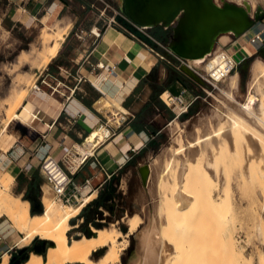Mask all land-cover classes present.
Segmentation results:
<instances>
[{
  "label": "rangeland",
  "instance_id": "1",
  "mask_svg": "<svg viewBox=\"0 0 264 264\" xmlns=\"http://www.w3.org/2000/svg\"><path fill=\"white\" fill-rule=\"evenodd\" d=\"M81 1H85L91 7L87 11H82L79 16L81 11L75 5L79 6L80 3L77 0H73V10L79 19L82 17V20H89V18L95 20L98 16H102L109 20L110 17L115 16L122 20H128L121 10L119 0ZM231 1L238 3L235 0ZM246 1L251 2L253 10H256L258 6H263L260 1L255 6L253 5L254 0ZM50 3V0L44 1V8L38 15L34 16L32 25L28 26L25 18L27 13H24V8L19 6L20 4L17 0H0V133L5 134L0 139V146L7 138V129L13 119V112L16 111L18 115L23 113V105L18 109L16 104L25 95L27 89L28 94L23 102L24 104L29 102L30 98L37 93V88L46 87V85H42V80H38L40 73L44 72L45 68L50 64L45 66V58L43 59V57H47L51 53L49 49L62 38L52 36V40L48 43L42 40L41 35L44 32L52 35L59 32L58 28L60 25H54L58 22V19L54 16L47 23L43 22L44 18L49 17L47 7ZM20 15L24 17L17 20ZM59 19L61 20L62 18ZM263 20L264 17L256 24L262 23ZM115 22L117 26L122 28L117 19ZM76 28L80 29L79 24ZM146 33L157 41L165 37L166 42L162 45L172 52L169 48L173 35L172 27L158 26L146 29ZM225 38H228L230 43L227 46H222V40ZM232 38L233 36L229 35L222 36L219 39V43L216 44L214 54L208 58L206 64L195 68V72L207 75L217 68L226 69L225 65L228 62L233 64L237 62L236 71L228 73L227 78L222 83L215 84V88L204 82L201 77L199 78L189 68V61L181 58L185 62L183 67L188 68L198 79L188 74V70L184 73L186 75H183L184 82L189 87V92L192 95L189 103L179 104L175 100L174 102L171 101V105H168L161 97L159 98L164 110L163 120L166 117L169 118L172 114L174 116L177 115L179 113V110L176 109L177 106H189L184 115L177 118L166 129L156 148L145 157V162L140 160L142 165L148 164L151 167V176L147 185H143L139 169L134 164L123 170L120 176L116 177L118 181L115 187L114 202L111 204L112 212L101 207L99 213L102 215H94L93 213L97 208L92 203V205L94 204L92 209L89 208L85 214L81 212L79 218L71 222L74 226L79 224V227L71 233L72 236L77 238L78 235L86 233L90 227L102 228L111 225H115L123 233H127V224L122 220L134 215H139L143 218L144 223L140 229L143 230L151 225L150 222L154 219L155 212L158 213V207L161 204L163 206L162 210L160 209V217L163 225L169 230V213L178 203L176 199H168L166 194L170 195L175 187L176 170L181 163L179 159L185 157L188 146L192 143V147L200 151L199 161L211 173L213 179L217 181L219 190L229 187L228 192L231 191L228 194V206L216 209L211 204L214 193L217 194L219 192L215 191V184H213L214 190L213 186L204 189L197 183L190 186L192 199L197 204L195 220L199 222V227L194 229L192 239L195 241L193 253L195 252L198 256L192 260H184L180 264H264L260 260L261 254L264 252V170L262 171L264 169V161H262L263 159L260 161L254 159L264 152V130L260 127L261 134L256 136L260 137L259 139L263 142L261 144L263 150L260 154L255 150L253 152L252 148H249L245 130L243 131L244 134L240 132L236 135L234 144L228 142V138L224 136L226 129H228V118L226 117H229L228 114L232 115L229 113V111H232L228 102H231V99L228 98L229 95L239 104L245 103L250 94L257 96L260 103L263 102L264 96L258 90L253 73L257 64L264 65V57L262 54L257 53L251 59H248L247 63L239 64L238 61L242 58V55L239 54L236 56L237 61H233L232 57L235 55L229 50L233 44L231 43ZM77 40L76 37H71L68 46H71V49L76 47L78 45ZM153 44L155 47L156 44ZM158 49L159 46H156V50ZM234 50L236 51V49ZM174 60L172 55L163 61L159 59L160 65L157 67L153 79L157 81L160 79L159 77L162 78L163 69L166 65L169 66V68H166L170 71L167 75L165 74L164 78L168 77V79H164L161 82L163 84L162 87L160 86L161 89L167 87L168 82H170V75L173 71L171 68L176 65L175 61H177ZM38 63L41 64L39 65ZM163 120H160V123H165ZM17 122L14 121L15 124ZM217 140L219 142L222 141L218 148L214 144ZM252 152V155L256 153V156L250 158ZM263 154H261L262 158ZM247 159L251 160L248 161ZM160 179L162 180V187L159 189ZM15 181L12 176H9L8 172L0 169L1 187L6 189L16 199L22 198L26 200L22 185L19 186ZM52 193L56 201L61 202L56 198L53 189ZM84 198L82 197L79 201ZM61 203L68 204L65 202ZM35 214L38 213L35 212ZM87 219H90V222ZM6 222V220L0 222V246H2L0 260L3 254L8 253L10 254L9 264H22L31 251L35 249L33 248L34 244L42 245V242L40 239H36L30 247L19 248L17 242L20 239V235L15 232L6 234L5 231L9 229V225ZM226 239H228L227 247L224 244ZM232 240L237 247L233 248L231 246ZM137 245L136 236H130L129 247L122 255V264H130L132 262L137 253ZM13 259L14 262H12Z\"/></svg>",
  "mask_w": 264,
  "mask_h": 264
},
{
  "label": "crops",
  "instance_id": "2",
  "mask_svg": "<svg viewBox=\"0 0 264 264\" xmlns=\"http://www.w3.org/2000/svg\"><path fill=\"white\" fill-rule=\"evenodd\" d=\"M17 1L27 13L26 24L31 26L34 16L44 8L45 0ZM50 1L47 7L50 18H44L43 22L47 23L54 16L58 19L54 25H60L58 30L62 27L68 33L58 42L61 44L58 55L38 76L46 87L37 88V93L24 104L27 89L19 105H23V113H16L14 121L18 122L10 123L7 138L0 146V169L8 172L19 186L22 185L24 196L30 187H35L37 207L29 201L31 211L36 213L39 203L43 206V188H52L41 170L44 158L51 157L64 163L72 156L75 170L80 162L76 159L79 155H91L88 162L73 175L67 198L68 204L77 205L82 197L95 196L92 204L104 187L118 178L123 170L132 164L138 169L144 166L140 160L145 162V157L156 148L166 129L184 115L189 106H177L179 113L163 120L164 110L159 98L169 93L179 104L189 103L192 98L184 82L185 70L175 60L176 65L171 69L182 79L168 82L167 87L160 88L163 85L161 82L168 79L164 76L170 72L166 68L169 66L164 67L162 78L153 79L160 65L159 58L148 48V45L152 46L148 34L132 22L115 16L109 20L102 16L95 20H82L73 10V0ZM77 1L80 5L75 7L80 9V16L91 6L85 1ZM22 17L18 16L17 20ZM113 18L120 22L122 28L114 23L109 25ZM78 24L80 29L76 28ZM94 28L102 29L98 40L90 33ZM71 37L78 39V45L72 49L68 46ZM242 41V38L233 37L229 49L236 56L242 55L239 64L247 63L257 53L264 57V46L247 54L248 46L244 47ZM99 63H104L108 73L113 70L114 75L108 76L105 70L97 69ZM103 100L112 106L113 112ZM160 120L165 123H160ZM100 126L110 127L112 138L99 142L97 137L96 143L90 142L94 131H106ZM86 180H89L88 186L85 185Z\"/></svg>",
  "mask_w": 264,
  "mask_h": 264
},
{
  "label": "bare ground",
  "instance_id": "3",
  "mask_svg": "<svg viewBox=\"0 0 264 264\" xmlns=\"http://www.w3.org/2000/svg\"><path fill=\"white\" fill-rule=\"evenodd\" d=\"M215 1L219 6L223 1L233 3L231 0H219V2H217V0ZM235 1L242 4L233 3L234 6L244 10L250 16V18L259 17L264 12V0L253 1L254 6L258 1H260L263 5L258 6L256 10H253L252 4L251 2L249 3V1ZM119 3L120 7L123 10H125L126 12H130L133 0H119ZM61 28L59 29V32L54 33L55 35L45 32L43 34L41 33L42 40L48 43L52 40V36H57V38H60L68 33V31ZM43 30L45 31V29ZM226 35L232 36L230 35V33L221 35L217 39V44L219 43V39L222 36ZM229 43L230 40L228 38H225L222 40L221 45L227 46ZM247 46L252 47L249 44H247L246 47ZM60 47L61 44L56 43L49 49L51 53L49 55L47 53L48 56L43 57V59L45 58V66L48 65L53 60V58L58 55ZM248 47L246 49L247 54H252L255 49ZM215 49L216 45L209 53L203 56L187 57L186 60L189 61V67L195 70L197 66L204 65L207 62L208 58H210L214 54ZM232 60L237 61L236 55L232 57ZM227 65L229 69L234 64L228 62L225 66ZM104 72L108 76L110 75L106 71V68ZM253 74L258 90L264 96V65L260 63L257 64L255 66ZM224 80H219L217 84L222 83ZM13 94L12 96H14ZM25 96L26 93L17 102V108L20 107L19 105L21 104ZM169 97L170 94L165 93L162 96V100L165 101L166 104L171 105V101L174 102V100H169ZM228 98L231 99V102H228L232 109V111H229V113H231L232 115L230 116L228 114L229 117H226L228 118V129H226V133L224 136L228 138V142L234 144L236 135L240 132L242 134H244L245 132L247 134L246 138L248 139H246V141L248 140L249 148H252V151L255 150L260 154L264 148H262L261 146L263 142H261V140L259 139L260 137L258 138L256 136H260L261 128H263L264 130V98L263 102L260 103L257 96L250 94L247 97V101L243 104L237 103V101L231 98L230 95ZM104 105L110 110L113 109L108 102L104 101ZM12 110L14 111V109ZM107 111L109 112V110ZM15 118L16 111L13 112V119L10 122H13ZM249 131L252 132L249 133ZM105 134H107L106 131L98 129L97 131H94L89 141L96 143L95 139L99 137L100 141H97L102 142L104 140ZM3 135L5 134L0 133V139ZM221 143L222 141L219 142L217 140L214 144L218 148L220 147ZM91 149L92 147L90 148V150ZM253 152L250 155H252ZM261 154L254 159H258V161L263 159L262 161H264V156L262 158ZM255 156L256 153L250 158H253ZM258 157L261 158L259 159ZM179 160L181 161V163L176 170L175 187L172 189L170 195L168 193L166 194V197L168 199H176L178 203L173 207L172 210H170L169 230L166 226L163 225L160 217V209L162 210L163 206L161 204L158 207V213L155 212L154 219L150 222L151 225L148 228L146 227L145 229L140 230L142 228V224L144 223L143 218L139 215H134L122 220L127 224V233H123L115 225H111L109 227L105 226L102 228L90 227V229L86 233L80 234L78 236L76 235V238L75 236H72L71 233L79 227V224L77 226H74L71 224V222L79 218L83 209L86 208L92 200H94L93 197L95 196H90L89 198L85 197L84 199L79 201L77 205L62 204L61 202L56 201V199L52 195V188L47 186L43 188L44 192L42 194V204L44 207V212L42 214H32L31 203L29 202V200H25L22 198L16 199L6 189L1 187L0 184V222L4 220L7 221L6 223L7 225H9V229L5 231L6 234L15 232L20 235V239L17 242V246L19 248H28L36 239L41 240L42 245L40 247H36L33 251H31L28 258L23 261L22 264H122V255L129 247L130 236H136L138 240L136 251L137 253L130 264H180L184 260H192L194 257L198 256L195 252L193 253V249L195 248V241H193L192 239V233L195 231V228L199 227V222H196L195 220V217L197 215V204L195 200L192 199L190 186L197 183L204 189H208L209 186H213L214 190L213 184H215V191L219 192L217 194L214 193V196L211 199V204L213 205V208L216 209H220L222 207L226 208L228 206V194L231 190L229 189L230 191L228 192L229 187H227V189L223 188V190H219L217 181L213 179L211 173L203 166L202 162L199 161L200 151L198 149H194L192 147V143L190 146H188L185 157ZM255 162L257 161L255 160ZM263 170L264 169H262V171ZM161 182L162 180L160 179L159 189L162 187ZM226 221L228 220L226 219ZM233 242L234 241L232 240L231 246L233 248L237 247V245ZM224 244L227 247L228 239L224 241ZM260 260L264 262V252L261 254ZM9 262L10 254H3L2 259L0 260V264H9Z\"/></svg>",
  "mask_w": 264,
  "mask_h": 264
},
{
  "label": "water",
  "instance_id": "4",
  "mask_svg": "<svg viewBox=\"0 0 264 264\" xmlns=\"http://www.w3.org/2000/svg\"><path fill=\"white\" fill-rule=\"evenodd\" d=\"M121 10L137 27H172L169 48L185 61L187 57H200L209 53L221 35L230 33L235 39L242 37L264 17L263 12L259 17L250 18L234 4L223 1L219 6L215 0H133L130 12ZM183 69L198 79L188 68ZM139 173L146 186L150 167H140ZM37 211L39 214L44 212L40 203Z\"/></svg>",
  "mask_w": 264,
  "mask_h": 264
},
{
  "label": "built area",
  "instance_id": "5",
  "mask_svg": "<svg viewBox=\"0 0 264 264\" xmlns=\"http://www.w3.org/2000/svg\"><path fill=\"white\" fill-rule=\"evenodd\" d=\"M112 23L117 24L115 22L114 18L112 19V21L109 22V25ZM138 29L146 34L145 28L138 27ZM96 30H97V32H96ZM90 33L96 38V40H98L102 35L101 30L99 28L92 29L90 31ZM149 38L153 43L156 44V46H159V49L156 50V47H152L149 45H148V48L150 49L151 52L156 54V56L161 61H163L164 59H166V58L170 57V55H172L174 57V59L177 60V62H179V64L181 63L180 64L181 66H183L185 64V62H183L181 60V58L177 57L175 54H173L172 52L167 50V48H165L162 45L163 44L162 42H159L152 37H149ZM241 38L243 40L242 43L244 46L249 44L250 46H252L255 49V51L260 50L264 46V24H262V23L255 24V26L248 33L243 35ZM240 47L243 48V46L241 44H240ZM226 52L228 53V51H226ZM96 67L99 70H103V71L105 70L103 63L97 64ZM237 67H238V63L235 62V64L232 65V67H230L229 69H228V65H227L226 69L217 68L212 73L207 74V75H201L197 71L195 72L194 69H192L190 67L189 68L191 70H193L199 78L201 77V79L204 82H206L211 87L215 88V84L218 83L219 80H224L228 76V73L236 71ZM109 74L114 75V71L113 70L109 71ZM169 100L175 101L176 99L169 97ZM186 108L188 109V107H186ZM100 127L104 128L107 132V134L104 135V140L111 139L113 136L111 128L108 126H105V127L100 126ZM133 152H135V150H133ZM90 158H91V155H79L78 158H76V159L80 160V162H79L78 167L75 170H74V166H75L74 165V159L72 156L68 157L64 163H60L51 157H47V158L43 159L42 165H41V170H42V173L47 178L48 182L51 184L52 189L56 195V198H58L59 200H62L65 203L69 202V199L67 198V191H68V188L73 183L72 177L74 174H76V172L82 166H84L88 162V160ZM85 185L86 186L89 185V180H86Z\"/></svg>",
  "mask_w": 264,
  "mask_h": 264
},
{
  "label": "trees",
  "instance_id": "6",
  "mask_svg": "<svg viewBox=\"0 0 264 264\" xmlns=\"http://www.w3.org/2000/svg\"><path fill=\"white\" fill-rule=\"evenodd\" d=\"M159 41L162 42V43H165L166 42L165 37H162V39L159 40ZM152 46L154 47V44L153 43H152ZM180 79H182L181 76H179L177 73H175L174 71H172V74L170 75V82L173 83V82L179 81ZM117 181H118V179H113L110 183H108L104 187L103 191L100 192V194L98 196V199L93 202L95 204L96 208H97V210L94 211V213H93L94 215L95 214L97 216L102 215L101 213H99V209L101 207H104V208H106V209H108V210H110L112 212V210H111V208H112L111 204L114 202L115 192H116L115 191V187L117 185V183H116ZM26 200H29V198H28L27 195H26ZM94 204L93 205L92 204L88 205L86 208H84V210L82 211V213L85 214L89 210V208L92 209L93 206H94ZM32 214H35V212L32 211ZM87 221L90 222V219H87ZM12 262H14V259L12 260Z\"/></svg>",
  "mask_w": 264,
  "mask_h": 264
},
{
  "label": "flooded vegetation",
  "instance_id": "7",
  "mask_svg": "<svg viewBox=\"0 0 264 264\" xmlns=\"http://www.w3.org/2000/svg\"><path fill=\"white\" fill-rule=\"evenodd\" d=\"M35 187H30V190L28 191V193L26 194L29 198V200L33 203L34 207L36 208L37 205H38V202H37V196L35 194ZM41 245L40 244H34L33 248H36V247H40Z\"/></svg>",
  "mask_w": 264,
  "mask_h": 264
}]
</instances>
